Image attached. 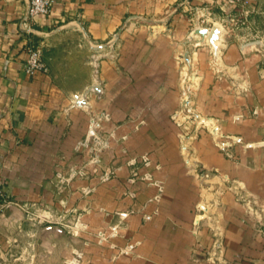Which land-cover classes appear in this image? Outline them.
<instances>
[{"label": "crops", "instance_id": "1", "mask_svg": "<svg viewBox=\"0 0 264 264\" xmlns=\"http://www.w3.org/2000/svg\"><path fill=\"white\" fill-rule=\"evenodd\" d=\"M259 1L246 0L234 25L231 8L214 0H52L34 19H23L28 0H0V264H66L73 248L83 251L79 264H264ZM203 7L224 26L215 63L206 39L182 45ZM116 32L114 57L94 75L89 43ZM36 47L48 69L28 73ZM185 49L197 75L190 107L205 120L197 128L176 113ZM92 84L89 108L72 105ZM100 111L109 115L98 132L107 145L90 164L75 147ZM141 154L161 192L130 180L128 160ZM73 166L85 173L61 182L57 173ZM105 170L113 173L101 181ZM24 202L54 222L26 216ZM128 243L133 250L120 252Z\"/></svg>", "mask_w": 264, "mask_h": 264}, {"label": "built area", "instance_id": "2", "mask_svg": "<svg viewBox=\"0 0 264 264\" xmlns=\"http://www.w3.org/2000/svg\"><path fill=\"white\" fill-rule=\"evenodd\" d=\"M214 1L216 2L221 1L222 4L227 5L231 8L227 16V19H228L227 21L229 23L235 25L236 21L240 20L237 14L244 8L246 4V0H214ZM51 6H52V0H29L28 15L26 19H34L37 16L49 14ZM202 11L203 13H201ZM197 13L199 14L195 18V21H194L196 27L208 26L212 22L211 20L212 11L210 7H203L201 8L200 11L198 10ZM244 21H245V18H243L241 23H245ZM90 63L93 67L91 58H90ZM97 67H98V63H97ZM47 69H48V66L43 59L42 50L39 47L30 48L28 50V56L25 61V70L28 73H33L36 71H47ZM96 72L97 70L95 71L93 67L94 75L96 74ZM92 85H96L97 89H99L98 84H92ZM97 89L95 90L90 89L89 91H97ZM88 92L85 93V98L87 97ZM83 94H79V95L83 96ZM108 118H109L108 113L103 112V111L91 114V117L89 119V130H88L87 136L79 140L76 144V147H75L76 149L83 148L89 152L90 158L88 160V163L90 164L96 163L99 160V157H98L99 151L107 145V142L105 140H100L98 132H99V129L101 128V121L107 120ZM128 164L131 165L132 167H135V170L132 172L133 175L130 177L131 181H134L136 177H140L146 180L147 182H149L150 184H155L159 192L162 191V185L160 181L153 178L152 173L149 170L151 161L147 154H141L137 157L129 158ZM67 173H68L67 177H64L62 173L58 172L57 173L58 179L61 182H64L66 179L68 180L75 176L83 175L85 173V170L81 167L73 166L72 168H70V170ZM112 173H113L112 170H105L99 176V178L101 181L108 180L111 177ZM88 191H89V188H86L85 192H88ZM131 194H134V193H131ZM158 198H159V194H156L153 197V199L155 200H157ZM22 207L26 211L27 216L29 215L28 213L32 212L31 205H29L28 203L24 202ZM46 218L47 216L43 212H40L39 214H37V219L35 220L44 221ZM199 219H200L199 216L196 215L195 220H194L195 224L198 223ZM97 235L100 241L108 237L104 231H98ZM134 246H135V243H128L127 245H125L123 248L120 249V252L127 253L129 251H132ZM82 257H83V251L80 248H73L69 257L66 259L65 263L66 264H79L82 260ZM113 264H116V263H113Z\"/></svg>", "mask_w": 264, "mask_h": 264}, {"label": "rangeland", "instance_id": "3", "mask_svg": "<svg viewBox=\"0 0 264 264\" xmlns=\"http://www.w3.org/2000/svg\"><path fill=\"white\" fill-rule=\"evenodd\" d=\"M211 11L213 12L214 10L212 9ZM255 14L257 16H260L261 17V20L263 19L261 21V27L264 28V0H260L259 1L258 7L255 10ZM223 28H224V26H223ZM223 32H224V30H223ZM223 32H222V34H223ZM117 39H118V36H117L115 42L113 43L112 49H110V47H108V46H104L105 48H107L106 51H100V49H97L96 51H94V50L92 51V53L93 52H97L99 54V57L97 59V63L102 58H106V57L113 58L114 57V55H115L114 47H115V44L117 42ZM187 39H188V37H187ZM182 45L185 48H189V46H199V45H202V44L201 43L200 44H191V43L187 42V40H185ZM206 45L209 47V49L211 51L212 63H215L217 57H219L218 51H217V57L215 58V56L213 55L212 47H211V45L207 41H206ZM110 50H111L110 54H107ZM92 53H91V55H92ZM180 58H181V66H182V70H181V80H180L181 81V91L180 92H181V98L182 99L180 100L179 109L177 110L176 113L177 114L179 113V114L183 115L186 118V120L187 119L189 120V122L192 120L193 123H194V127L197 128V126L199 124H203L204 121H205L198 114H196L191 109V107H190V99L193 96V93H192V89L190 87V84H193V83H195L197 81V75L192 72V69H191V61H192V58H191V54L188 51V49H185L183 51V53L181 54ZM177 124H178V126L180 128L181 127H184V137H187L188 136L187 133H188V130H189L188 129V126L186 127L183 124V122H180V121L177 122ZM214 127L215 126H212V128L210 130V133H211L212 136H216V134L214 135L212 133ZM22 205L23 204H21V209L23 210V212H25V214L27 216V213L22 208ZM31 209H32V207H31ZM36 211L37 210H33L32 209V212H36ZM36 213H40V212L37 211ZM34 216H35L34 220L37 219V214H35ZM46 216H47V218L44 221H42V222H54L55 219L52 216H48V215H46Z\"/></svg>", "mask_w": 264, "mask_h": 264}, {"label": "water", "instance_id": "4", "mask_svg": "<svg viewBox=\"0 0 264 264\" xmlns=\"http://www.w3.org/2000/svg\"><path fill=\"white\" fill-rule=\"evenodd\" d=\"M28 8H29V0H28V4H27V10L25 12L23 19L27 18ZM223 30H224L223 26L217 21H214L210 27H194L188 34L187 42H189L191 44H200L203 42L204 39H206V41L211 45L213 55L216 58L217 57V48H218V45L220 42L219 40H220V37L222 35ZM117 36H118V33L116 32L104 44L98 45V44L89 43V46H90L92 51L93 50L96 51L97 49L104 47V46H108V47H110V49H112L113 43L115 42ZM110 52H111V50L107 54H110ZM98 57H99V54L97 52H93L91 57H90L95 71L97 70V59H98ZM90 89L95 90V89H97V86L96 85L90 86V88H87L86 92H88ZM85 93L83 94V96H80L79 93H75L72 96V98H73L72 105H76V106H80V107H84V108H89V106L86 103ZM216 132H217V128L214 127L212 133L215 135Z\"/></svg>", "mask_w": 264, "mask_h": 264}]
</instances>
